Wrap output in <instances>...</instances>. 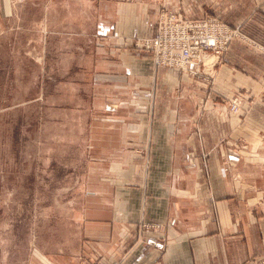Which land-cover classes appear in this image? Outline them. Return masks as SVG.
<instances>
[{
	"label": "crops",
	"instance_id": "obj_1",
	"mask_svg": "<svg viewBox=\"0 0 264 264\" xmlns=\"http://www.w3.org/2000/svg\"><path fill=\"white\" fill-rule=\"evenodd\" d=\"M187 1L180 7L188 13L194 4L204 13L211 2ZM116 3L93 64L95 76L103 80L106 72L115 89L97 104L92 126L96 171L106 178L91 192L102 202L91 205L77 248L60 253L58 264H244L264 253V144L257 139L264 131V54L233 42L212 76L187 75L175 95L166 90L180 72L156 70L151 54L134 44L133 37L153 33L158 6ZM215 4L233 26L264 43V0ZM209 85L214 101L251 90L257 102L249 121L230 120L211 103L203 107ZM228 133L247 139L248 149L227 145ZM143 228L145 238L134 245Z\"/></svg>",
	"mask_w": 264,
	"mask_h": 264
},
{
	"label": "rangeland",
	"instance_id": "obj_2",
	"mask_svg": "<svg viewBox=\"0 0 264 264\" xmlns=\"http://www.w3.org/2000/svg\"><path fill=\"white\" fill-rule=\"evenodd\" d=\"M117 1L0 0V264H58L60 253L77 248L91 205L102 202L91 192L106 178L96 171L92 126L98 124L97 104L107 103L115 89L106 72L103 80L95 76L93 64L97 38L113 27ZM145 1L159 10L162 3L171 9L189 7L187 0ZM210 1L202 5L208 11H194V4L189 13L217 15L233 26L219 10L222 5ZM233 27L240 34L216 69L226 63L233 42L264 54L263 42ZM133 38L135 44L141 37ZM188 79L179 73L176 85L166 91L181 95ZM240 90L235 91L243 96L239 112L231 111L235 95L214 101L211 92L205 93L202 106L215 105L228 119L246 124L257 101L248 88ZM257 139L264 144V131L257 132ZM224 140L248 149L243 137L228 133ZM146 228L134 245L145 238ZM244 264H264V253Z\"/></svg>",
	"mask_w": 264,
	"mask_h": 264
},
{
	"label": "built area",
	"instance_id": "obj_3",
	"mask_svg": "<svg viewBox=\"0 0 264 264\" xmlns=\"http://www.w3.org/2000/svg\"><path fill=\"white\" fill-rule=\"evenodd\" d=\"M239 34L238 27L231 26L220 16H195L162 3L155 30L149 37L138 38L135 45L151 54L156 70L173 68L185 75L212 76L217 62ZM208 88L205 91L209 95ZM242 102L243 96L235 95L231 111L239 112Z\"/></svg>",
	"mask_w": 264,
	"mask_h": 264
}]
</instances>
